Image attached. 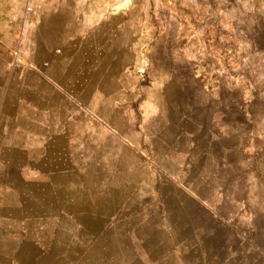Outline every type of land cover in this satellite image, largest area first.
<instances>
[{
  "label": "rangeland",
  "instance_id": "374dc122",
  "mask_svg": "<svg viewBox=\"0 0 264 264\" xmlns=\"http://www.w3.org/2000/svg\"><path fill=\"white\" fill-rule=\"evenodd\" d=\"M19 1L26 9L33 0ZM97 4L110 13L96 14L90 32L113 40L112 66L120 71L113 84L127 90L129 136L139 135L143 125L148 132L189 128L190 115L214 101L264 112V0ZM242 123L240 151L230 156L236 162L249 153ZM259 124L256 134L263 135ZM256 144L258 163L263 141ZM137 149L128 143L117 156L96 158L90 207L95 221L85 222L89 235L83 233L78 246L75 239L65 246L57 264H264V206L236 200L234 195L246 193L241 188L207 190L205 175L185 172L189 168L178 152L172 166L171 155L142 158ZM246 169L238 164L224 181L241 185L254 177L257 186L264 181V173L248 177ZM210 178L216 186V178ZM253 193L259 202L260 191ZM54 261L49 257L46 263Z\"/></svg>",
  "mask_w": 264,
  "mask_h": 264
},
{
  "label": "crops",
  "instance_id": "0c3cea01",
  "mask_svg": "<svg viewBox=\"0 0 264 264\" xmlns=\"http://www.w3.org/2000/svg\"><path fill=\"white\" fill-rule=\"evenodd\" d=\"M16 2L0 0V264H47L73 239L78 246L95 221L96 158L117 156L128 143L142 158L171 155L172 166L178 152L185 172L205 175L207 190L241 188L246 193L236 200L264 206V181L228 184L223 176L238 164L248 177L264 173V134H256L264 112L214 101L190 115L189 128L148 132L143 125L129 136L127 90L113 84L120 72L112 66L113 40L90 32L95 15L110 10L100 0H33L29 11ZM15 50L23 64L14 62ZM242 122L249 153L236 162L230 156L240 151Z\"/></svg>",
  "mask_w": 264,
  "mask_h": 264
},
{
  "label": "built area",
  "instance_id": "2783aa9c",
  "mask_svg": "<svg viewBox=\"0 0 264 264\" xmlns=\"http://www.w3.org/2000/svg\"><path fill=\"white\" fill-rule=\"evenodd\" d=\"M26 10H30V7L29 6H26ZM13 56H14V62L15 63H18V64H21L22 63V60H21V57L20 55L18 54V52L14 51L13 52Z\"/></svg>",
  "mask_w": 264,
  "mask_h": 264
}]
</instances>
